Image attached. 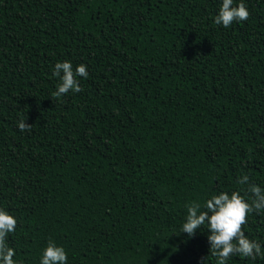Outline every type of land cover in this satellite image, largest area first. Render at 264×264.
<instances>
[{
  "label": "trees",
  "instance_id": "obj_1",
  "mask_svg": "<svg viewBox=\"0 0 264 264\" xmlns=\"http://www.w3.org/2000/svg\"><path fill=\"white\" fill-rule=\"evenodd\" d=\"M243 2L249 19L225 28L222 0H0V207L18 264L49 239L67 264H217L207 224L182 232L188 205L245 194V174L264 188V0ZM64 61L89 75L55 99ZM243 231L264 251V211Z\"/></svg>",
  "mask_w": 264,
  "mask_h": 264
},
{
  "label": "clouds",
  "instance_id": "obj_2",
  "mask_svg": "<svg viewBox=\"0 0 264 264\" xmlns=\"http://www.w3.org/2000/svg\"><path fill=\"white\" fill-rule=\"evenodd\" d=\"M249 17L250 12L243 0H240L238 5L234 4V0H222L214 22L227 28L233 22L247 21ZM53 75L59 77L60 82L51 96L60 99L70 91L74 93L83 91L79 78L87 79L89 73L87 66L83 63L74 69L71 61H64L55 64ZM26 120L27 116L23 115L17 122L21 132L31 131L32 125L27 124ZM249 181L250 177L247 174L237 178L239 184L248 186L245 194L241 191H232L231 194L221 191L206 200L204 210H201V204L196 201L187 207L188 214L186 222L183 223L182 232L192 237L197 229L207 224L210 233L207 237L210 243L209 251L216 257L217 264H227L233 256L253 260L258 257L264 259L262 245L250 239L243 231L249 214L264 211V188ZM247 193H251L250 199L246 198ZM17 224V218L5 208L0 207V264H18L14 260L16 251L8 243L9 234L15 232ZM67 261L68 255L64 247L58 246L49 239L43 250L40 264H67ZM204 264H206V258Z\"/></svg>",
  "mask_w": 264,
  "mask_h": 264
}]
</instances>
